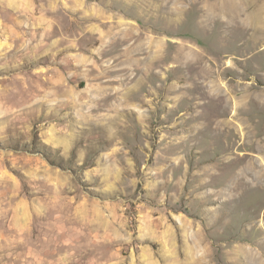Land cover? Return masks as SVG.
Masks as SVG:
<instances>
[{
	"label": "rangeland",
	"instance_id": "rangeland-1",
	"mask_svg": "<svg viewBox=\"0 0 264 264\" xmlns=\"http://www.w3.org/2000/svg\"><path fill=\"white\" fill-rule=\"evenodd\" d=\"M0 264H264V0H0Z\"/></svg>",
	"mask_w": 264,
	"mask_h": 264
}]
</instances>
